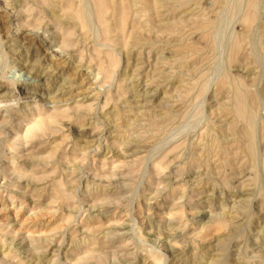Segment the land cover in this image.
Here are the masks:
<instances>
[{"label": "rangeland", "instance_id": "374dc122", "mask_svg": "<svg viewBox=\"0 0 264 264\" xmlns=\"http://www.w3.org/2000/svg\"><path fill=\"white\" fill-rule=\"evenodd\" d=\"M3 1L0 264H264V0Z\"/></svg>", "mask_w": 264, "mask_h": 264}, {"label": "bare ground", "instance_id": "6f19581e", "mask_svg": "<svg viewBox=\"0 0 264 264\" xmlns=\"http://www.w3.org/2000/svg\"><path fill=\"white\" fill-rule=\"evenodd\" d=\"M3 1V0H2ZM12 1V0H11ZM253 1V0H252ZM4 2V1H3ZM15 2V1H14ZM7 3V2H6ZM5 3V4H6ZM12 3V2H11ZM3 4V3H2ZM10 4V3H9ZM17 4V2H16ZM15 4V5H16ZM12 5V4H10ZM19 5L17 4V7ZM95 6L97 7V9H102L103 10V3H102V0H96L95 1ZM15 7V6H13ZM12 7V8H13ZM84 7H82V9L80 10V12H78V16L81 18L82 21L88 23V17L86 15V10L85 8L83 9ZM14 9H17L16 7ZM15 11V10H14ZM18 11V9L16 10ZM15 11V12H16ZM98 11V10H97ZM17 16H19V13H17ZM19 18V17H18ZM250 17H246V21L249 22L250 21ZM7 28V27H6ZM6 33H7V30H6ZM32 37V36H31ZM30 37V38H31ZM33 40V39H32ZM53 56V55H52ZM51 57V56H50ZM238 84V83H237ZM245 88V87H244ZM255 103V96L252 94V95H248V92H246L245 90L242 89V87H240L239 85H236L234 88H233V97H232V106H233V110L235 112V115L237 117H240V118H244L245 119V126L247 128V132H248V136H249V140H248V145L249 147H253L254 145V142H255V139L253 136H251V133L254 131L255 129V120H254V117H253V110H251L249 112V107H248V104H254ZM244 114H247V115H244Z\"/></svg>", "mask_w": 264, "mask_h": 264}]
</instances>
